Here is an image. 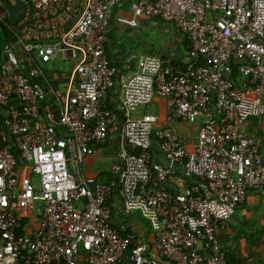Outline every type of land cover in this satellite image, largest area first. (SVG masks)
I'll return each instance as SVG.
<instances>
[{
  "label": "built area",
  "instance_id": "1",
  "mask_svg": "<svg viewBox=\"0 0 264 264\" xmlns=\"http://www.w3.org/2000/svg\"><path fill=\"white\" fill-rule=\"evenodd\" d=\"M113 16L169 25L190 61L132 53L113 80ZM0 22V264H232L220 236L264 190V0H0ZM67 59L59 95L43 66ZM107 142L99 182L82 163ZM115 198L151 241L117 229Z\"/></svg>",
  "mask_w": 264,
  "mask_h": 264
},
{
  "label": "crops",
  "instance_id": "2",
  "mask_svg": "<svg viewBox=\"0 0 264 264\" xmlns=\"http://www.w3.org/2000/svg\"><path fill=\"white\" fill-rule=\"evenodd\" d=\"M114 14L117 15V17H122L124 20H131L133 17L131 15V12L129 10V6L125 5L124 8H122L119 11H115ZM117 17L111 18L113 29L111 31V35L107 38L105 43V48H109V54H107L110 58V63H114L115 65L113 67L114 73L120 74L126 70H128L132 66V62L129 61L128 57L129 55L120 56L119 51V43L118 38L122 34L123 29L125 26L126 28L130 29L131 26L120 23L117 20ZM143 20H138L136 22L135 27H141ZM132 28V27H131ZM168 35L167 38L163 41V48L162 53L160 54L163 56H168L170 58V61L173 62V65L175 66H185L186 62L189 60V53L186 45V41L184 40L183 36L180 34L174 33L171 31V29H168ZM116 34V35H115ZM158 50V49H156ZM150 53V52H149ZM145 53V54H149ZM132 54V53H131ZM150 55V54H149ZM159 55V54H154ZM70 61H73L71 59H67ZM75 64V62H74ZM73 64V66H74ZM72 65L70 66L68 70L71 71ZM43 71H45V77L48 81L49 85L53 88V91H55L57 94H61L65 88L66 85V79L68 78V75L66 79L63 81L61 78H58L56 75L57 70L54 68V65H44ZM52 76V80L49 79V77ZM51 103H54V99L48 98ZM109 102H112L114 98L112 95H109ZM154 108L155 112L160 116V118H164L166 115V108L164 100L162 99H156L154 101ZM1 116H0V124H1ZM253 134L257 136L263 144L262 147V153L264 155V136L260 133V130H258L256 127L252 129ZM101 148H104L107 150V155L109 159V163L112 160L113 154L115 152V147L112 142H107V144ZM100 148V149H101ZM98 149L96 151L95 156L86 158L82 163V169L84 172V175L87 177H92L95 180L99 182H107L110 178L108 175V171L106 173H102L103 170H97L96 161L99 156L103 155L102 150ZM112 222L116 227H124L129 229L135 234L144 236L148 241H151V235L150 233H143L140 228V223L138 222V215H132L130 217H125L121 213V207L119 204V201L115 198L112 202ZM239 223L244 224L245 226H248L249 228H252L251 230L255 232L254 238L259 240L260 244L258 249L261 250L260 252H253V244L250 243V240H247L245 242V245L237 246L235 243V240H233L230 237V232H232V226H235V224ZM257 229L259 230L260 234H257ZM243 236V235H242ZM231 240L232 244H234L233 247H236L232 252L227 253L225 248L223 249L225 252V257L228 259V261L232 264H264V190L258 191V193H249L246 197V200L244 202V205L242 209H240L235 217L228 223V226L226 230L222 233L220 236L221 245L223 246L222 242H225L227 240Z\"/></svg>",
  "mask_w": 264,
  "mask_h": 264
},
{
  "label": "rangeland",
  "instance_id": "3",
  "mask_svg": "<svg viewBox=\"0 0 264 264\" xmlns=\"http://www.w3.org/2000/svg\"><path fill=\"white\" fill-rule=\"evenodd\" d=\"M142 26L141 27H130V29L125 28L123 29L122 34L118 38L119 43V51L125 55H130L131 53H139V54H161L162 48H163V41L167 38L166 35H168V29H171L169 25L166 24H158L157 20H144L141 21ZM172 31V30H171ZM116 35V34H115ZM158 49V50H156ZM74 61L65 60V61H59L51 62L49 65H54V68L57 70L56 75L58 78H61L63 81L66 79L68 75V70L70 66H73ZM70 72V71H69ZM49 79H53L52 76L49 77ZM146 110L148 112H154L153 106L149 105L147 106ZM140 111V109L137 110ZM103 155L99 156L96 161L97 170H103L102 173H106L109 167V159L107 155V150L104 148H101ZM108 173V172H107ZM109 175V174H108ZM138 222L140 223V228L143 233H150L149 227L143 219H141L139 216H137ZM252 228H249L248 226H245L244 224L238 225V223L235 224V226H232V232H230V237L235 240V243L237 246L245 245V242L247 240H250V243L253 244V252H260V249H258L260 244L259 237L256 241L254 238L255 232L251 230ZM257 234H260L259 230L257 229ZM243 235V236H242ZM223 246L222 248L227 251V253L232 252L236 247H233L234 244H232L231 240H227L225 242H222Z\"/></svg>",
  "mask_w": 264,
  "mask_h": 264
},
{
  "label": "trees",
  "instance_id": "4",
  "mask_svg": "<svg viewBox=\"0 0 264 264\" xmlns=\"http://www.w3.org/2000/svg\"><path fill=\"white\" fill-rule=\"evenodd\" d=\"M157 23L158 24H163L162 22H160V21H158L157 20ZM10 24H12V23H10ZM111 35V34H110ZM109 35V36H110ZM108 36V37H109ZM13 40V35H12V33H11V30L4 24V23H2V22H0V63H1V61H2V54H3V51H4V48H5V46L8 44V43H10V41H12ZM185 40V39H184ZM186 45H187V47H189L188 46V42L186 41ZM105 50H106V53L107 54H109V48L108 47H106L105 48ZM188 51H189V49H188ZM120 56H124V54H122V53H120ZM162 57H164V58H166L169 62H170V64H171V66H175V65H173V62H171L170 61V58L168 57V56H163V55H161ZM109 65H110V67H114V65H115V62L114 63H109ZM45 72V71H44ZM234 74H236V67H234ZM45 74V73H44ZM117 76H118V74H116V73H114V75H113V77H112V79L113 80H116V78H117ZM111 93H109L108 95H110ZM2 126V121H1V124H0V127ZM117 229H118V227H117ZM127 231H124V230H121V233L124 235L125 233H126ZM228 260V259H227Z\"/></svg>",
  "mask_w": 264,
  "mask_h": 264
},
{
  "label": "water",
  "instance_id": "5",
  "mask_svg": "<svg viewBox=\"0 0 264 264\" xmlns=\"http://www.w3.org/2000/svg\"><path fill=\"white\" fill-rule=\"evenodd\" d=\"M7 7L9 9L10 15H11V19L13 21H15L18 18V15L20 13V11L22 10V5L18 4V5H8Z\"/></svg>",
  "mask_w": 264,
  "mask_h": 264
}]
</instances>
